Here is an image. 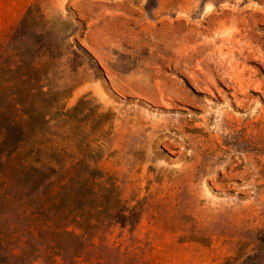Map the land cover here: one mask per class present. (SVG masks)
<instances>
[{
  "label": "rangeland",
  "instance_id": "rangeland-1",
  "mask_svg": "<svg viewBox=\"0 0 264 264\" xmlns=\"http://www.w3.org/2000/svg\"><path fill=\"white\" fill-rule=\"evenodd\" d=\"M16 113L52 195L95 169L133 210L92 264H264V0H0Z\"/></svg>",
  "mask_w": 264,
  "mask_h": 264
},
{
  "label": "trees",
  "instance_id": "trees-1",
  "mask_svg": "<svg viewBox=\"0 0 264 264\" xmlns=\"http://www.w3.org/2000/svg\"><path fill=\"white\" fill-rule=\"evenodd\" d=\"M40 12L39 4L29 7L12 42L24 40ZM7 56L8 51L3 59ZM31 136L17 113L10 125H0V264H36L39 260L44 264H81L80 259L92 264L104 259L107 246H97L95 238L114 223L132 222L133 210L122 204L113 180L97 181L104 174H97L95 169L87 171L89 178H71L52 195L49 190L57 170L32 157L40 147L35 148L36 142L30 146ZM18 214L27 220L24 229L20 224L11 226ZM96 264H111V260L107 257L105 263Z\"/></svg>",
  "mask_w": 264,
  "mask_h": 264
}]
</instances>
